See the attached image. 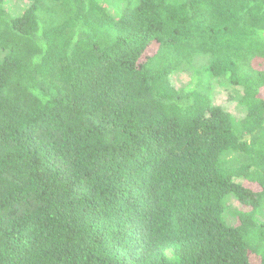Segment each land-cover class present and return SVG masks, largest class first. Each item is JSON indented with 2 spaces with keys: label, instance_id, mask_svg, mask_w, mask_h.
Listing matches in <instances>:
<instances>
[{
  "label": "trees",
  "instance_id": "1",
  "mask_svg": "<svg viewBox=\"0 0 264 264\" xmlns=\"http://www.w3.org/2000/svg\"><path fill=\"white\" fill-rule=\"evenodd\" d=\"M5 1L0 264H264V0Z\"/></svg>",
  "mask_w": 264,
  "mask_h": 264
},
{
  "label": "rangeland",
  "instance_id": "2",
  "mask_svg": "<svg viewBox=\"0 0 264 264\" xmlns=\"http://www.w3.org/2000/svg\"><path fill=\"white\" fill-rule=\"evenodd\" d=\"M29 0H6L3 7L12 16H19L23 13L29 5ZM176 86L187 85L190 81L185 73H176L172 77ZM212 89L214 100L217 104L223 106L229 113L237 119H241L246 115V108L240 103V96L236 89L226 83L223 84L218 79L212 81ZM244 207L237 199L230 197L228 201V213L226 219L229 223H233L235 218L231 213L235 209H242Z\"/></svg>",
  "mask_w": 264,
  "mask_h": 264
}]
</instances>
